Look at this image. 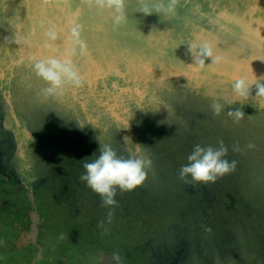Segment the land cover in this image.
<instances>
[{
	"label": "rangeland",
	"instance_id": "rangeland-1",
	"mask_svg": "<svg viewBox=\"0 0 264 264\" xmlns=\"http://www.w3.org/2000/svg\"><path fill=\"white\" fill-rule=\"evenodd\" d=\"M160 2L124 0L126 20L114 26L86 0H0V264H264V0L140 11ZM76 25L86 52L70 58L82 85L46 94L32 64L64 59ZM194 42L220 61L194 66ZM98 141L152 161L113 206L80 179ZM219 141L235 171L208 183L179 177L194 145ZM30 197L46 224L25 245Z\"/></svg>",
	"mask_w": 264,
	"mask_h": 264
},
{
	"label": "clouds",
	"instance_id": "clouds-1",
	"mask_svg": "<svg viewBox=\"0 0 264 264\" xmlns=\"http://www.w3.org/2000/svg\"><path fill=\"white\" fill-rule=\"evenodd\" d=\"M89 6H94L99 10H108L112 16L114 26H119L125 22L124 0H86ZM180 0H161L158 5L141 8V12L150 15L153 11L174 15ZM79 25L70 28V37L68 48L64 59L47 58L35 60L32 64V71L35 75L45 81L48 87L43 91L46 94H57L66 85L80 87L82 78L80 77L76 66L70 57L79 53L83 55L86 52V45L80 39ZM50 41L58 39L57 31L50 28L45 33ZM192 56L193 64L197 67H203L205 60L211 58V62L218 63L220 57L214 55L212 46L207 42L192 43L188 48ZM233 90L241 97L247 95L248 84L243 79H238L233 85ZM258 94L264 96V86L259 87ZM214 114H219L222 105L213 103L211 105ZM228 115L233 117L234 122H239L244 113L239 109L229 111ZM99 153H94V159L83 163L84 172L80 179L85 182L94 193L98 194L104 206H113L116 204L114 199L117 191H132L137 186L143 184L147 176V169L151 167L152 161L147 156L135 155L125 158L117 154V150L108 143L101 144L98 141ZM251 147V145H249ZM228 149L223 141H219L217 147L193 146L190 154L187 156V164L181 166L179 177L185 182H215L218 178L235 171L236 161H229L227 157ZM111 218V209L109 211Z\"/></svg>",
	"mask_w": 264,
	"mask_h": 264
},
{
	"label": "flooded vegetation",
	"instance_id": "flooded-vegetation-1",
	"mask_svg": "<svg viewBox=\"0 0 264 264\" xmlns=\"http://www.w3.org/2000/svg\"><path fill=\"white\" fill-rule=\"evenodd\" d=\"M6 103H7L8 107H9V111H10L9 100H6ZM11 116H12V113H11ZM12 118H13V116H12ZM0 161H1V158H0ZM51 184H52V186H55V183L52 182ZM29 203L33 207L32 208V212H30L31 214L29 215L30 216L29 217L30 218L29 228L26 231H21L20 234L18 235L19 236V240L21 242H23L22 244H25V245H27V244L33 245L37 241L38 234L43 229V225L46 224L45 216L41 215L39 210L36 209V205L33 204V202H32V197L29 198ZM32 264H36V263H32Z\"/></svg>",
	"mask_w": 264,
	"mask_h": 264
},
{
	"label": "bare ground",
	"instance_id": "bare-ground-1",
	"mask_svg": "<svg viewBox=\"0 0 264 264\" xmlns=\"http://www.w3.org/2000/svg\"><path fill=\"white\" fill-rule=\"evenodd\" d=\"M262 81V80H261ZM9 105H10V111H11V113H12V116H13V118L14 119H16V115H15V112H14V109H13V107H12V105H11V102L9 101ZM1 166H2V163H1V161H0V168H1ZM34 220V219H33ZM38 220V219H37ZM40 222V221H39ZM36 226V225H35ZM25 241V240H24ZM31 241V240H30ZM32 242V241H31ZM35 242V241H34Z\"/></svg>",
	"mask_w": 264,
	"mask_h": 264
}]
</instances>
